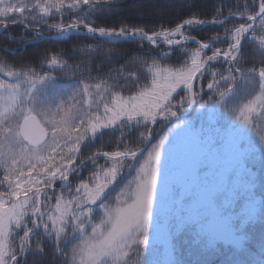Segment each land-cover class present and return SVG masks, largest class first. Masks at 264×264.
Listing matches in <instances>:
<instances>
[{
	"label": "rangeland",
	"instance_id": "obj_1",
	"mask_svg": "<svg viewBox=\"0 0 264 264\" xmlns=\"http://www.w3.org/2000/svg\"><path fill=\"white\" fill-rule=\"evenodd\" d=\"M111 1L0 0V29L49 19L43 25L55 31L50 36H61L90 26L97 6ZM180 33L166 31L158 40L193 42L208 52ZM220 54L232 61L236 51ZM195 73L157 81L136 102L106 104L86 95L75 109L62 101L75 97L67 87L0 65V264H13V244L25 251L44 218H54L62 236L81 235L70 264H264V76L245 104L231 108L233 92L217 90V102L199 115ZM189 113L198 119L180 118ZM29 115L48 132L41 148H27L18 136ZM158 120L164 123L156 129ZM133 127L148 128L137 151L92 156L96 162L83 165V180L73 183V171L89 158L82 154L88 140ZM118 168L128 170L111 198L107 185Z\"/></svg>",
	"mask_w": 264,
	"mask_h": 264
},
{
	"label": "trees",
	"instance_id": "obj_2",
	"mask_svg": "<svg viewBox=\"0 0 264 264\" xmlns=\"http://www.w3.org/2000/svg\"><path fill=\"white\" fill-rule=\"evenodd\" d=\"M259 2L117 0L98 5L99 9L92 20L85 22L98 31H140L147 35L171 31L186 21L205 22L206 25L194 22L183 27L180 34L209 45L212 50L208 52H203L193 42L168 46L160 42L158 37L150 42L141 39L111 42L96 35L77 34L66 40H52L45 37L55 34V31L43 25L49 19L35 24L10 23L5 34L0 35V65L25 77L30 76V79L46 76L48 81L67 87L75 97L62 101L75 109H81L86 95H90L93 101H104L106 104L119 100L136 102L157 81L166 80L180 72H196L214 54V50L224 52L232 46L240 28L248 26V18L258 13ZM36 36L39 38L32 42ZM29 41L31 43L26 44ZM14 48L20 49L12 54ZM216 57L208 61L195 82L196 104L193 110L202 109L199 115L204 114L207 106L217 102V90H220L221 95L228 90L233 92L227 102L231 108L239 107V103L245 104L257 92L264 76V13L242 35L235 59L230 61L222 55ZM229 81L233 82L232 87L228 85ZM209 86H213L210 91ZM244 91L247 92L245 96ZM182 94V91L178 92L172 103H176ZM185 118L197 120L198 115L189 113ZM163 123L158 120L154 127L157 129ZM124 132L95 135L86 142L82 154L85 152L88 157H92L101 153L135 152L148 128L133 127ZM91 162L95 163L96 160L92 158L84 165L88 167ZM83 168L73 175L74 184L83 180L82 174L77 175ZM117 170L115 179L107 185V194L111 198L118 185L120 188L128 169ZM46 220L42 219L36 229L32 228L25 251L17 250L18 241L13 244V264H70L71 252L81 241V235L62 236L54 218L51 224H47Z\"/></svg>",
	"mask_w": 264,
	"mask_h": 264
},
{
	"label": "water",
	"instance_id": "obj_3",
	"mask_svg": "<svg viewBox=\"0 0 264 264\" xmlns=\"http://www.w3.org/2000/svg\"><path fill=\"white\" fill-rule=\"evenodd\" d=\"M264 13V6H260L258 13L254 16V17H250L248 19V21L251 22V24L249 26H242L240 29V35H239V39L236 41V43L234 44V48L239 51L240 48V41H241V36L242 34L249 30L250 28L253 27V25L256 23V21L262 16V14ZM199 23L202 25H205L207 23L205 22H198V21H186L184 23H182L181 25H179L177 29H180L182 27H186L191 25L192 23ZM7 26H4L2 29H0V31H2L3 29H5ZM79 29H85L86 31V35H97L99 37L108 39L112 42H119V41H125V40H129L130 37L133 35H136L134 38L135 39H154L158 36H160V34H153V35H147L145 33L139 34L138 32H132V34H122L118 37H113L111 32H106L105 30L102 31H97L94 30L93 28H91L90 26H75L72 27L70 29H68L64 34H62L61 36H50V37H45V38H49L52 40H65L68 37H70L71 35L76 34V32ZM79 34H82L79 32ZM204 50H210L211 48L208 45H200ZM211 57L208 58V61ZM205 67V65H203L202 67L199 68V70L197 71V73L195 74L192 82H191V86L194 84V81L197 77V75L203 70V68ZM164 113H162L160 115V117L163 116ZM183 118V117H180ZM18 135L21 139V141L24 143V145H26L29 148L32 149H37L42 147L47 141H48V133L46 131V129L43 127V125L41 124L40 120L34 116V115H29L27 117H25L21 123L19 124L18 127ZM144 150V149H143ZM135 155V153H132L131 156ZM121 156H125L124 154H121Z\"/></svg>",
	"mask_w": 264,
	"mask_h": 264
},
{
	"label": "bare ground",
	"instance_id": "obj_4",
	"mask_svg": "<svg viewBox=\"0 0 264 264\" xmlns=\"http://www.w3.org/2000/svg\"><path fill=\"white\" fill-rule=\"evenodd\" d=\"M240 29H241V28H240ZM239 35H240V30H239L238 37H237L236 41L239 39ZM242 35H243V34H242ZM234 44H235V43H234ZM234 44L231 46V49H230V50H235V51H237V50L234 48ZM202 49H203V48H202ZM205 51H207V50H205ZM220 52H221V51H218V52H216L215 54L221 55Z\"/></svg>",
	"mask_w": 264,
	"mask_h": 264
}]
</instances>
